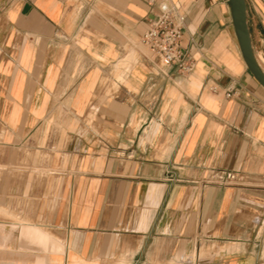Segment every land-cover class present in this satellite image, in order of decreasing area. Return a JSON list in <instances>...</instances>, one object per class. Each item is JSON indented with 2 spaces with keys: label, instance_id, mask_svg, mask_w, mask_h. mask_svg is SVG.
<instances>
[{
  "label": "crops",
  "instance_id": "obj_1",
  "mask_svg": "<svg viewBox=\"0 0 264 264\" xmlns=\"http://www.w3.org/2000/svg\"><path fill=\"white\" fill-rule=\"evenodd\" d=\"M167 1L190 73L141 42L160 0H0V264H264V86L229 0Z\"/></svg>",
  "mask_w": 264,
  "mask_h": 264
},
{
  "label": "built area",
  "instance_id": "obj_2",
  "mask_svg": "<svg viewBox=\"0 0 264 264\" xmlns=\"http://www.w3.org/2000/svg\"><path fill=\"white\" fill-rule=\"evenodd\" d=\"M186 28L184 13L173 3L160 0L159 10L148 22L141 42L163 67L174 65L181 73H190L195 67V57L182 47ZM231 91L227 93L228 96Z\"/></svg>",
  "mask_w": 264,
  "mask_h": 264
},
{
  "label": "water",
  "instance_id": "obj_3",
  "mask_svg": "<svg viewBox=\"0 0 264 264\" xmlns=\"http://www.w3.org/2000/svg\"><path fill=\"white\" fill-rule=\"evenodd\" d=\"M229 4L232 21L245 63L254 77L264 86V70L255 56L248 26L247 1L229 0Z\"/></svg>",
  "mask_w": 264,
  "mask_h": 264
}]
</instances>
